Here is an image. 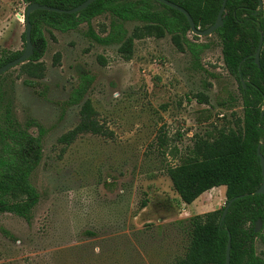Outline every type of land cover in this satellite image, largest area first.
<instances>
[{"label":"rangeland","instance_id":"1","mask_svg":"<svg viewBox=\"0 0 264 264\" xmlns=\"http://www.w3.org/2000/svg\"><path fill=\"white\" fill-rule=\"evenodd\" d=\"M27 7L0 0V59L25 49ZM111 21L104 14L66 33L45 26L43 59L2 75L0 131L9 113L21 127L38 122L45 134L31 176L39 193L32 219L0 213V264H176L188 243V227L178 221L226 204V187H218L187 207L168 175L198 139L243 118L240 86L225 67L220 38L189 34L208 45L201 68L171 35L137 40L127 61L120 45H103L92 34L107 36ZM137 25L125 27L131 34ZM82 76L94 79L84 101L110 134H86L65 146L59 139L79 124L83 105L65 103ZM198 94L209 103H199ZM29 131L40 134L37 127ZM258 233L264 259V224Z\"/></svg>","mask_w":264,"mask_h":264},{"label":"trees","instance_id":"2","mask_svg":"<svg viewBox=\"0 0 264 264\" xmlns=\"http://www.w3.org/2000/svg\"><path fill=\"white\" fill-rule=\"evenodd\" d=\"M21 1L27 5L39 3L67 10L86 0ZM169 1L186 9L196 27L206 30L215 24L224 0ZM104 14L112 16L108 35L92 34L103 45H120L119 53L125 60L132 59L137 40L171 35L177 50L190 52L196 66L201 68V56L208 45L198 42L199 37L197 41L190 40L192 31L187 17L156 0H98L76 14L36 11L30 17L35 52L28 62L39 63L46 54L45 26L66 33L77 30L82 24L90 25ZM127 22L140 25L129 34L125 27ZM214 35L222 42L227 71L239 83L243 118L232 128H216L212 138L198 139L190 155L169 168L168 175L180 201L186 205L218 187H226V204L235 197L245 196L232 204L223 222L226 204L218 210L178 221L188 227V243L184 257L176 264H226L229 238L231 264H264L256 250V241L263 235L255 232L258 220L264 224V194H257L263 183L258 148L264 156V44L260 65L256 62L261 38L264 39V7L260 9L259 0H228L224 23ZM22 38L26 43L25 33ZM23 51H5L0 67L20 57ZM81 79L82 83L65 103L66 107L83 103L79 124L59 139L65 146L86 134L103 137L110 134L98 119L92 102L84 101L94 79L89 76ZM196 98L199 103H209L206 95L198 94ZM221 105H226L224 100ZM7 116V126L0 131V213H12L30 221L39 202L31 176L43 158L45 129L34 120L21 127L9 113ZM32 127L39 129L38 136L29 131ZM5 234L11 237L6 231ZM86 234L94 236V233Z\"/></svg>","mask_w":264,"mask_h":264},{"label":"water","instance_id":"3","mask_svg":"<svg viewBox=\"0 0 264 264\" xmlns=\"http://www.w3.org/2000/svg\"><path fill=\"white\" fill-rule=\"evenodd\" d=\"M96 1H98V0H86L81 5H79L75 8H72V9H67V10L59 9V8H55V7H49L47 5H41L39 3H32V4L28 5L26 13H25V25H26V31H25L26 46H25V49H24V51L20 57L6 63L2 67H0V75H3L5 73H7L8 71H10L11 69L16 68L19 65L28 62L30 60V58L34 55L35 46L32 42V24L30 21V17L34 12H36V11H48V12L65 13V14H76V13H80V12L86 10L91 4H93ZM156 1L183 13L187 17L189 24L191 26V31L194 35L199 36V37H207V36H212L220 27H222V25L224 23V14H225L226 4H227L228 0L223 1L222 7L218 13V17H217L215 24L210 26L206 30H201L200 28H197L195 23H194L192 16L183 7L177 5V4H175L169 0H156ZM259 2H260V9L262 10L264 7L263 0H259ZM263 44H264V39L262 37L260 44H259L258 51L256 53V62L258 65H260V54H261V51L263 48ZM258 155L261 159L263 183H262V186L260 187V189L257 191V194H264V156L261 154L260 147L258 148ZM244 196L245 195H243L241 197H235V198L231 199L226 204L224 211H223V215H222V222L226 218L232 204L236 200H238V198H242ZM262 226H263V221L260 219L256 223L255 232L258 233L259 231H261ZM226 264H231V238H229V242H228Z\"/></svg>","mask_w":264,"mask_h":264},{"label":"crops","instance_id":"4","mask_svg":"<svg viewBox=\"0 0 264 264\" xmlns=\"http://www.w3.org/2000/svg\"><path fill=\"white\" fill-rule=\"evenodd\" d=\"M185 206L189 207V206H191V205H186V204H185ZM178 220H181V218H178Z\"/></svg>","mask_w":264,"mask_h":264},{"label":"built area","instance_id":"5","mask_svg":"<svg viewBox=\"0 0 264 264\" xmlns=\"http://www.w3.org/2000/svg\"><path fill=\"white\" fill-rule=\"evenodd\" d=\"M221 116V115H220ZM184 133V131H182Z\"/></svg>","mask_w":264,"mask_h":264}]
</instances>
